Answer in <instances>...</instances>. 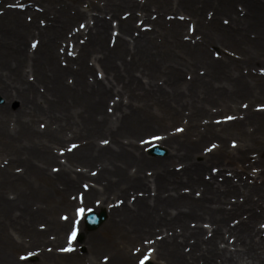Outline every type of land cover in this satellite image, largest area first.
Returning <instances> with one entry per match:
<instances>
[{
    "label": "bare ground",
    "instance_id": "bare-ground-1",
    "mask_svg": "<svg viewBox=\"0 0 264 264\" xmlns=\"http://www.w3.org/2000/svg\"><path fill=\"white\" fill-rule=\"evenodd\" d=\"M235 1L0 0V94L20 104L17 112L0 108V264L49 234L50 262L86 260L72 239L71 250L58 249L66 228L83 226L88 209L107 215L100 233L87 237L93 263L105 253L99 264H136L135 254L153 264H264V118L256 111L264 99L243 95L262 96L264 76L240 92L252 48L209 35L222 27L220 15L240 16ZM240 1L247 5L240 22L259 30L255 62L264 55V5ZM207 7L217 8V19H208ZM177 10L210 44L232 47L240 59H212L205 42L191 49L155 44L160 23L175 21L181 30ZM150 43L153 54L146 53ZM168 66L187 69L192 79L182 84L178 70L169 77ZM138 88L163 95L149 107L164 115L144 126L127 119ZM187 110L192 137L183 142L170 130ZM224 113L232 120L218 124L214 116ZM156 130L162 137L150 144L165 145V158L148 157L150 145L139 140Z\"/></svg>",
    "mask_w": 264,
    "mask_h": 264
},
{
    "label": "rangeland",
    "instance_id": "rangeland-1",
    "mask_svg": "<svg viewBox=\"0 0 264 264\" xmlns=\"http://www.w3.org/2000/svg\"><path fill=\"white\" fill-rule=\"evenodd\" d=\"M260 3L262 2V4L264 5V0H258ZM236 2V3H235ZM234 2V7H232V10L235 13H240V16H234L232 18V20L230 19L229 15H220V22L217 21V25L218 26H222L219 28V30L217 31L214 28V31H209V35L210 36H215V37H220L222 39L223 42L229 44V45H235V43H239L240 47H241V43H243L244 45H246L247 47L252 48L251 53L244 59H246V62L244 61V69H243V73H244V78L246 79V82H244L243 84H240L239 86V90L240 92L243 90V87L246 86V84L252 85V87L255 85L253 80L258 78V75H260L261 77L264 76V67H263V59H264V55L262 57V59H258L254 62V57L258 58L260 57L259 55H257L258 50L256 48V43L255 41L258 39V32L259 30L256 29L254 26L251 27V30L249 29V24L250 22H240V17H243V15L246 13L247 11V5L244 1H238L236 0ZM15 7L17 8H21L22 6L19 5H10L8 8H13L15 9ZM41 8L39 6H35V8L33 9L34 12H41L39 11ZM36 10V11H35ZM206 10L208 11V19H211L212 17L216 18L217 15V8H211V7H207ZM242 11V12H241ZM5 9L4 8H0V19L3 20L4 22L5 20V15H4ZM154 12V11H153ZM151 12L150 14L155 17V13ZM177 13V20L176 23H181L183 26L180 29L176 28L175 26L171 25L173 22H170L169 20H167L166 22H168L169 24H167L166 22L164 23H160V26L157 28V33L155 35V44L157 45H162V44H168V45H174L177 41L181 43H183L184 45H186L188 48L191 49L194 48L195 46H197L198 43L201 42H205V44H203V46L206 48L207 51H209L210 54V58H214L215 60H220L224 54H231V55H235V57H237L238 59H240V55H239V51H235L234 49H232V47H228L226 46L224 47H215L213 44H210L206 39L205 36L203 34L202 29L198 28V23L195 22V20L193 18H189V15L186 14L185 11H174ZM125 14V18L129 17V13L126 11L124 12ZM170 15V14H168ZM175 15V14H174ZM221 20L223 22H221ZM38 22H47L44 21V19H38ZM143 22V21H142ZM203 24H206L207 22H201ZM255 24H258V22H255ZM118 27V22H114V27ZM83 27V26H82ZM151 28V25H147V23H142L141 24V29L143 30V32H147L149 31V29ZM211 28V26H210ZM261 28V26H260ZM246 30V31H245ZM199 31H201L202 33H199ZM114 32V31H113ZM159 32H162L159 33ZM243 33L242 35H238L239 33ZM116 34H119V31L117 30ZM161 34V35H160ZM158 35H160L158 37ZM32 38L29 37L27 38V45H31L32 42ZM112 43L114 44L116 39L112 38ZM38 42L36 41L34 43V45L37 46ZM156 51L154 50L153 45L150 43L147 48H146V53L148 54H153ZM177 53L181 55V53L178 52ZM242 54V53H241ZM243 56V55H241ZM245 57V56H243ZM160 59V58H159ZM243 60V59H241ZM258 61V62H257ZM257 62V63H256ZM163 64V63H160ZM169 68L172 69H165L164 71L166 72V74L171 77L172 75L177 77V74L174 73L175 70H178L181 72V76L183 77V81L182 84L184 83H189L188 81H190L192 79V74L191 72H189L187 69H182L181 67H177V66H168ZM164 69V67H163ZM174 69V70H173ZM221 70L223 71L222 73H227L228 70H225V67H222ZM227 71V72H226ZM96 74L97 77L99 79H102L103 76H101L100 72H98V70L96 69ZM101 76V77H100ZM243 78V79H244ZM261 84L264 85V81L260 82ZM190 84L187 85V87L189 88ZM157 90V89H155ZM155 90L150 91V93H147L143 90H139L137 91V95L139 96L138 99L139 101H131V105L132 109L129 111L127 119H129V122L131 124H142L147 125L151 120L152 117H157L160 118L162 115H164V113L162 111H158L156 106H152V108L149 107V105H157L158 100L157 97L162 99L163 95H161L160 93H158V96L155 95ZM246 98H253V96H259L262 97V99H264V93L257 92V93H252L251 94H243ZM244 103V104H242ZM246 102L241 100L240 101V105H242L243 107L241 108L243 111H246L247 108H245ZM158 105H161V102H159ZM19 102L18 101H13V102H8L7 99L0 94V108L6 107L8 108L10 111L12 112H17L19 109ZM258 108L256 109V111L260 114V116L262 118H264V101H260L259 102V106H257ZM149 109V112H148ZM260 109V110H259ZM191 110H187L185 112V115L183 120L181 121V123H176L174 125V127L171 128L170 132L171 134H174L175 136H181V140H183V142H185L184 140H190L192 137V134L190 133V128L191 125H188L189 122L193 121V118L191 115ZM256 113V112H255ZM215 121H218L217 123H223V124H227L232 120V116L228 113H224L221 114V117L219 116H214ZM126 119V121H127ZM212 120V119H210ZM42 122V121H41ZM40 124V123H39ZM193 124L195 125V121L193 122ZM39 126V125H38ZM41 130L44 128V123H41L40 126ZM137 127H141V125H137ZM224 128V127H223ZM217 131H219V129H216ZM162 137L161 131H153L151 133H147L146 135H143L142 137L139 138V140H141V144H145L144 145H150L146 150L145 153L148 157L154 158L156 156L151 155V148L156 146L159 149L163 150L165 152V154L159 156V158H162L167 155L168 151H167V147L165 145L163 146H159V145H151L150 143L152 141H159V139ZM79 140H75L72 141L71 145L72 148H74L73 146H76V143ZM76 142V143H75ZM140 142V141H139ZM165 146V147H164ZM232 148V146H231ZM230 148V149H231ZM233 150V149H232ZM254 153V154H253ZM249 155L251 157L255 156V152L254 150L251 151V153L249 152ZM167 157V156H166ZM250 193L252 195V190L247 191L246 195ZM245 195V196H246ZM245 197L243 199H241V202H243L244 200H246ZM247 201V200H246ZM256 202V201H254ZM248 208H250V206H248ZM97 209H88V212L91 211H95L96 212ZM247 211V210H246ZM76 214V211L74 212ZM80 211L77 212V219L78 221L81 222V215H80ZM96 213H101L100 212H96ZM67 215L65 213H63L62 218L65 219ZM243 216H249V215H243ZM58 218H60L59 216H57ZM246 219V218H245ZM105 224V223H104ZM104 224H102L101 226H99L98 228L91 230L87 227V224L85 222L84 219V224L81 227L78 226H68L66 228V234L68 236L67 238V242L66 243H61V247H59L58 251L59 252H64L65 249L67 248H73L71 247L69 244L71 243V239L76 242V244L78 243L79 245V252L83 255H86V260L83 261H79V262H72V264H99L101 263V257L105 254V253H100V255H97L96 257V261L93 263L92 261V256L88 254L87 252V247H89L88 245V239L87 237L92 235V234H99L102 227L104 226ZM264 224V222L262 223V225ZM44 227V225H43ZM83 231V234L79 235V230ZM73 233H75V235H73ZM52 234V233H51ZM54 235H50L49 236H43L41 238V242H36V245H33L32 247L30 246V248L26 251H13L11 252V258L12 261L10 264H53V262H50V258L47 254V252L49 250H51V248H53V246L48 243V240L53 239ZM49 237V238H48ZM45 241V242H42ZM86 246V247H85ZM89 249V248H88ZM67 252V251H66ZM103 254V255H102ZM133 255V254H131ZM134 259L136 262V264L139 262V264H141V261H144V264H149L151 262L148 263L149 257L146 255L145 257H142L141 255L135 254L134 255ZM63 264V263H60ZM153 264V263H151Z\"/></svg>",
    "mask_w": 264,
    "mask_h": 264
},
{
    "label": "water",
    "instance_id": "water-1",
    "mask_svg": "<svg viewBox=\"0 0 264 264\" xmlns=\"http://www.w3.org/2000/svg\"><path fill=\"white\" fill-rule=\"evenodd\" d=\"M153 153L157 154V155H161L163 154L162 151L158 150V149H154ZM105 219V214H102L101 216L97 217L94 214L89 215L87 221H88V225L91 229H96Z\"/></svg>",
    "mask_w": 264,
    "mask_h": 264
},
{
    "label": "snow or ice",
    "instance_id": "snow-or-ice-1",
    "mask_svg": "<svg viewBox=\"0 0 264 264\" xmlns=\"http://www.w3.org/2000/svg\"><path fill=\"white\" fill-rule=\"evenodd\" d=\"M33 47H35V45H33ZM73 147H75V145ZM73 235H75V233H73ZM141 264H144V261H141Z\"/></svg>",
    "mask_w": 264,
    "mask_h": 264
}]
</instances>
